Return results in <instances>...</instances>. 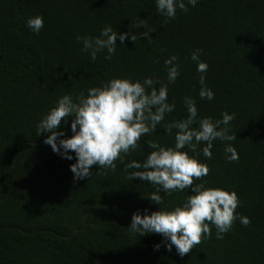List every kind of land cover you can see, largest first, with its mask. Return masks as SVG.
<instances>
[{"label": "trees", "instance_id": "16d2710c", "mask_svg": "<svg viewBox=\"0 0 264 264\" xmlns=\"http://www.w3.org/2000/svg\"><path fill=\"white\" fill-rule=\"evenodd\" d=\"M37 15L44 20L39 33L26 24ZM140 19L154 30L151 40L126 37L120 44L121 33L147 31L134 27ZM106 25L117 32L116 52L109 60L104 49L92 61L77 36H99ZM196 49L203 50L205 73L191 59ZM173 55L179 76L168 84L167 102L175 109L136 149L121 154L115 171L94 165L89 178L74 182L69 165L75 153L69 151L68 160L53 152L44 143L48 133L39 135L40 120L63 95L77 102L82 91L87 96L89 88L112 78L167 83L164 61ZM201 75L212 100L199 97ZM186 96L196 101L198 119L235 114L229 134L237 139L214 140L210 159L200 151L204 142L199 155L181 151L210 170L195 184L235 191L239 206L223 239L210 225L211 238L180 257L175 246L171 252L164 247L161 235L141 237L128 227L133 213L182 205L191 188L161 191L163 203L156 205L148 198L156 186L127 179L135 169L126 172L124 166L143 162L152 151L145 141L174 147L176 130L167 135L163 128L187 117ZM71 120L57 129L65 134L57 144L72 136ZM228 144L238 161L225 159ZM240 216L251 223L243 226ZM0 264H264V0H197L187 12L177 8L166 23L156 0H0Z\"/></svg>", "mask_w": 264, "mask_h": 264}, {"label": "clouds", "instance_id": "9594fccd", "mask_svg": "<svg viewBox=\"0 0 264 264\" xmlns=\"http://www.w3.org/2000/svg\"><path fill=\"white\" fill-rule=\"evenodd\" d=\"M197 0H156V10L165 17V23L174 19L177 8L182 12L188 11V5L195 7ZM27 26L35 33H39L44 26L43 17L40 15L29 17ZM135 28L147 29L139 35L129 33L119 34L120 44H124L126 37L134 43L141 36L149 41L150 29L145 20H139ZM130 34V35H129ZM77 41L82 42V51L87 52L90 60L95 61L97 53L107 49L105 59H111L116 52L117 32L111 25H106L99 36H77ZM202 49L191 53V59L197 63V71L205 73L208 65L200 60ZM175 55L164 61L167 70V83L159 79L146 77L143 83L133 82L128 78H112L100 87L89 88L88 95L83 91L74 102L71 95H63L56 105L40 120L37 125L39 135L48 133L44 143L51 146L53 152L63 158L72 160L69 151L75 153L76 162L69 165L73 173V180L89 178L93 173L91 167L96 165L99 169L116 170V161L123 163L121 154H128L139 146L141 138L154 133L156 127L164 120L165 114L175 109V104H169L168 84L174 83L179 76L178 64ZM158 62V61H154ZM199 97L212 100L214 93L205 85V76L199 77ZM157 85H159L157 90ZM196 101L191 97H184V106L187 117L174 120L164 126L167 135L175 129L174 147H163L157 141H145L152 151L143 162L132 160L125 164L128 172L127 179L139 178L156 186V190L149 194V199L156 205L163 203V191L166 194L183 192L191 188V195L185 197L180 206L172 210H157L150 215L141 216L133 213L131 224L128 227L133 233L141 237L146 234H159L164 237L162 243L171 252L175 246L176 253L184 257L203 240L211 238L212 229H216V239H223V235L231 230L237 220L236 209L239 198L235 191L229 192L220 188L205 187L203 183L195 184L194 181L202 180L209 173L206 164L199 162L188 152L181 151L187 147L191 152L200 154L202 151L206 158L212 157L211 148L213 141H234L236 134L230 135V121L235 114L222 112L221 119L213 121L211 117L198 119ZM71 117L70 138L63 137L64 132H58L62 121ZM198 123V128L193 124ZM223 126V127H221ZM206 144L200 151L198 145ZM225 159L229 162L238 161L236 149L228 144L224 148ZM97 174H107V172ZM239 221L243 226H248L251 221L246 216H240ZM160 245L154 246L159 249Z\"/></svg>", "mask_w": 264, "mask_h": 264}]
</instances>
